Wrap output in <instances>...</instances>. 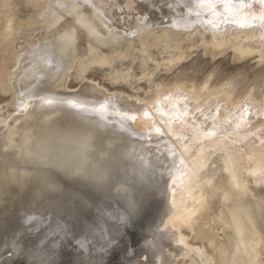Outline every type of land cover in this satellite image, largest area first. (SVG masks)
I'll return each mask as SVG.
<instances>
[{"label": "bare ground", "instance_id": "1", "mask_svg": "<svg viewBox=\"0 0 264 264\" xmlns=\"http://www.w3.org/2000/svg\"><path fill=\"white\" fill-rule=\"evenodd\" d=\"M30 1L37 12L34 10L36 14L30 21L27 20L30 16L26 19L29 26L39 25L42 21L47 28L52 27L64 10L73 17V26L31 53V50L19 51L14 47L20 26L16 27L14 18L7 16L4 19L0 43L15 64L23 65L19 67V74L24 72L26 76L15 84L11 83V68H4L0 76V87L16 89L13 93L19 95V113H22L16 115L21 120L13 123L12 129L0 127V214L8 213L7 210L12 212L17 203H25L34 215L40 214L42 209L44 211L45 207L57 202L68 182L73 181L74 184H87L90 189L116 183L115 189L123 192V182L119 185L117 181L125 149L145 139L155 144L153 148L156 145L165 147L169 165L154 190L161 196L156 204L158 212L155 215L158 217L154 216L157 222L153 228H158L155 241H152L154 248L150 247L153 248L151 251L148 247L138 246L135 263L177 264L178 259L183 258L189 264H264V115L258 111L264 106V81L242 90L236 78L217 84L207 77L201 84L181 78L171 84L155 79L160 67H166L168 71L198 42L211 55L232 50L230 54L238 59L254 52L264 59V27L258 19H251L253 15L258 17L264 6L258 0H244L245 4L252 2L253 7L244 8L236 17L237 23L217 21L218 27L214 28L206 23L186 24L182 19L187 14L186 8L170 10L166 6L175 0H88L90 5H95L91 6L93 9L89 14L82 12L77 0ZM204 19L214 18L206 15ZM157 27H162L161 34L150 33ZM77 29L84 31L91 43L90 57L79 65L87 62L112 64L118 58L139 60L144 66L142 77L151 82L149 94L134 100L117 93L108 96L109 93L91 82L79 93H68L66 78L73 67ZM155 45L160 50H170L171 55L163 56L161 60L155 58L150 50ZM30 57L35 59L31 60L32 65L28 62ZM151 62L155 63L153 68ZM101 105H105L103 111ZM245 107L248 109L245 119L250 122V127L237 133L233 129ZM185 108L187 116L171 119L173 113L180 115ZM145 111L149 117L144 116ZM124 113L136 119H125L122 127L121 114ZM212 115L216 116L215 120L211 119ZM204 116L210 118L205 120ZM225 120L232 124H226ZM213 124L220 126L217 135L205 137L203 133ZM156 127L165 137L155 132ZM130 136L134 137L133 141L129 140ZM68 195L64 197H73L68 198ZM214 198H218L220 207L209 218L207 212L212 210ZM36 220L41 223L38 216L33 217V221ZM217 227L227 236L225 242L217 238ZM190 236L194 241L199 240V244L190 241ZM81 252L84 253L83 249ZM116 255L114 253L110 258L109 264H120Z\"/></svg>", "mask_w": 264, "mask_h": 264}, {"label": "rangeland", "instance_id": "2", "mask_svg": "<svg viewBox=\"0 0 264 264\" xmlns=\"http://www.w3.org/2000/svg\"><path fill=\"white\" fill-rule=\"evenodd\" d=\"M6 1H8L9 3ZM26 3L29 4V6ZM77 3L81 7L82 12L85 14H89L93 9L89 2L86 3L84 0H77ZM6 4L7 6L8 4L10 5L8 6L9 8L6 6ZM32 6L33 4L30 0H11V2L10 0H0V30L3 26L4 19H6L5 17L8 16L14 18L16 27L20 26V28L18 27L20 30L18 29L19 32L17 31L18 33L14 38L15 42L13 41L16 44H14V47L19 51L21 49H23L24 51L31 50V53L34 49H39L38 47H41V44L49 42L58 34H60V32H63L73 26V17L65 10L62 12V16L60 17L58 22L52 27L47 28L46 24L42 21L41 23L39 22V25L36 24L29 26L30 24L28 23V21H30L32 15H35L37 12L36 8L34 9V6L33 8ZM1 7H5L7 10ZM8 10L11 11L9 12ZM6 11H8V14ZM13 15L15 16L13 17ZM17 19L21 20H18L19 22H17ZM25 21L28 25H25ZM21 29H23V31H21ZM161 31L162 27H157L154 28L150 33L161 34ZM88 40L89 38L87 37L86 33L80 29H77L73 67L68 72V77L66 78L65 89L68 93H79L86 84H89V82H91V85L94 84L96 87L98 86L97 88L102 89L105 93H109L107 94L108 96L115 95L117 93V95L123 94L124 96H128L129 99L132 98L131 100H134L136 98H145L149 94L151 90V88L149 89L151 82L149 83L146 77H142L144 66L140 64L139 60H134L131 58H118V60L113 62L112 64L87 62L85 63L86 65H79L81 62H83L84 60H88V57H90L89 54L91 43ZM0 45V76L4 73V68H11L10 72L13 75L12 79L14 80H11V83L15 84L17 83L18 79L26 76L24 72L19 74L21 72L20 68L23 67V65L15 64V61L10 58L7 50L3 49V44L0 43ZM150 50L153 56L155 58H158L159 60H161L163 56L171 55L170 50H160L157 46H153ZM190 51L192 52L189 54ZM208 52V50H205V46H202V43L198 42L197 46L189 49L188 53H186L184 55V58H182L183 60L180 59V62L179 60L174 62L175 64L173 63L172 67L168 69V71L166 67H160L157 71L158 74L155 76V79L157 81H163L164 83L166 82L167 84H171L181 78L182 80L188 79L187 81L201 84L207 77L214 84H217L222 81L225 82L236 78V80L239 81L242 90H248L252 86L261 84V82L264 81V79H262L264 78V59H260L257 53H250L243 56L241 59H238L235 58L233 54H230L233 53L232 50H227L226 52L221 51V53H217V55L215 54L216 56L211 55V53ZM256 56L258 59L256 58ZM3 57V60L5 61H9L11 59L9 62L7 61L8 63L6 62L8 66L10 65L9 67L5 65V61H2ZM32 58L34 57H30V60L28 59L29 63L35 60H32ZM28 62H26V65L30 66L31 63L28 64ZM151 63H153V66L151 64L150 67L153 68L155 63ZM23 64L25 65L24 62ZM17 67H20L19 70L16 69ZM121 70L124 71L122 72ZM128 71H131L130 75L128 74ZM14 76L16 77V79ZM11 87L12 86L8 87L7 89L3 86L0 87V121L2 120L0 122V127L4 128V130L5 128H7L6 130L12 129L14 127L13 125H15L19 120L18 116L22 115V113H19V95H14L13 92L16 91V89L12 87L13 90H11ZM3 124L5 125L3 126ZM162 136L165 137L164 134ZM133 138L134 137L130 136L129 140L133 141ZM166 138L165 140L168 142V138ZM153 140L155 141L156 138H153ZM141 141L142 142L139 144H135L134 142L125 149L123 162L120 170L118 171L119 180L117 181L119 185H121L123 182V192H119V190L115 189L117 188L116 183H111L105 186L106 188L109 187L106 190L105 187L100 189L91 187L90 189V186H88L87 184L79 182L74 184L73 181L68 182V186L60 195V198H58L57 202L51 204L50 207L47 206L49 208V211L46 210L48 208L45 207V212L42 209L40 214L37 212V214L34 215L33 213H31V210L28 209V206L25 203H17V207H15V205L12 208H16L14 209L15 211H13L12 209V212H10V210H7L10 215H8L7 212L0 214V264H19L18 262H20V264H109V260L112 256H114V253L115 255L117 254L116 257L118 256L117 258L120 260V264H136L135 261L138 258V256L136 255L137 247H140L141 245V247L145 246L148 247V249L150 247H153L152 241H155L154 238H156L158 234L156 233L158 231V228L153 227H155L154 225L157 222V218L154 216L158 217V215H155L158 212V210L156 211V204L158 203V200L161 196L154 190H156L161 177L164 176L167 172V167L169 165L166 158L167 156L164 149L165 147L156 145L153 148L152 146H154L155 144L145 141V139H141ZM143 142H145L146 144H144ZM161 147L163 148V150ZM120 178L122 179L121 182ZM73 184L76 186H74ZM77 186L80 187L78 188ZM68 187L74 188H70L71 190H73V192H70V189ZM85 187L89 189V192L87 190L84 191L86 189ZM92 189H95V191H97L94 192V190ZM66 193L74 194H70L71 196H73L70 197V195ZM78 194H80L81 197H79L80 195ZM67 195L68 198L70 197L69 199L65 198L67 197ZM77 195L79 198L77 197ZM99 195H101V197ZM262 196L264 198V192L262 193ZM83 199L86 202L85 204ZM86 199H88L89 201ZM62 200L64 202L65 200L69 202L65 203L66 206L68 205L67 207ZM87 201L90 203H87ZM82 202L83 207L81 206ZM55 204H58V207ZM87 204H91L89 208ZM59 205L61 206V208ZM63 205L65 208L63 207ZM211 206L212 210H210V212H207L209 218H211L214 213H217L219 211L220 204L218 198H214ZM69 207L72 211H70ZM55 210L57 211V213L55 212ZM59 210H61V212ZM25 211H27V213ZM14 212L16 214H14ZM48 212H50L51 214ZM52 212H55L56 215ZM46 213H48V215ZM97 213L99 215H97ZM115 213L117 214L115 215ZM18 214L20 218H18ZM7 215L8 220L6 218ZM92 215L95 216V218ZM35 216H38V218L41 219V223L40 220H27L29 219L28 217L33 218ZM100 216L102 217L101 219H99ZM16 217L18 218V220ZM24 221L28 223H25ZM56 222L64 223L71 229L67 236L61 234L53 239V236L49 232V225L51 224L54 226ZM38 224L40 226L42 224L43 227H39ZM28 225H31L30 227L32 229L29 228ZM262 226L264 227V221L262 222ZM151 227L154 230H152ZM217 228L218 229L215 230V232L219 234L217 238L225 242L227 236L225 237L221 229L219 230V227ZM184 232L188 234L187 230H185ZM81 240L86 241V246L84 248H81L79 246V241ZM189 240L197 244H199L200 242L199 240H192V236L189 237ZM14 241L15 244L13 243ZM70 243H72L73 245ZM153 248H150V250L152 251ZM82 249L84 253L81 252ZM85 249H87V251ZM210 251L211 249H209V252ZM141 259L143 260L146 258L141 257ZM187 262L188 260L179 258L177 264H187Z\"/></svg>", "mask_w": 264, "mask_h": 264}, {"label": "snow or ice", "instance_id": "3", "mask_svg": "<svg viewBox=\"0 0 264 264\" xmlns=\"http://www.w3.org/2000/svg\"><path fill=\"white\" fill-rule=\"evenodd\" d=\"M87 3L88 0H85ZM258 3L262 6H264V0H258ZM63 7L64 5H60ZM95 6V5H91ZM131 7V4L128 5ZM170 10H173L175 7L180 8H186L187 14H184L182 16V19L185 21L186 24H195V23H206L212 25V27H218L217 21L224 22V23H237L236 17H238L241 13V11L244 8H252L253 3L249 2L247 4L244 3V0H175V3H167L166 5ZM211 16L214 19H207L205 20V16ZM190 17H194L195 19H190ZM144 19H147V17H144ZM252 20H259L260 25L264 27V10H262L259 14V16L253 15L251 17ZM142 22V21H141ZM241 26H244L243 23ZM47 103H51V101H46ZM75 107V105H73ZM82 107V106H81ZM105 109V105L100 106V110L103 111ZM197 111H201L199 108H197ZM219 112V109L216 110ZM261 115H264V106H262L259 110ZM248 113L247 107H245L240 115V119L236 122L234 126V131L239 133L243 129H247L250 127V122L245 119V116ZM203 115V113H201ZM145 117H149V113L147 111L144 112ZM187 116V109L185 108V111L180 113V115H176L175 113L172 114L171 119L179 120L181 117ZM103 118V117H102ZM209 116H204L205 120H208ZM130 119L135 120V116H128L127 113L121 114V126L124 127V120ZM211 119L215 120L216 116L212 115ZM171 122V121H169ZM183 122V121H181ZM226 124L231 125L232 121L225 120ZM243 126V128H242ZM220 128L219 125L213 124L212 128L205 131L203 135L205 137L211 138L215 137L217 135V131ZM257 131H260L259 129ZM155 132L157 134L163 135L161 133V129L159 127L155 128ZM150 138V134H149ZM33 218L29 217V220L31 221ZM71 231V229L64 223L56 222L55 225H49V232L53 236V239L58 237L59 235L63 234L65 236L68 235V233ZM15 244V241L13 242ZM183 243V241H181ZM79 246L81 248H84L86 246V241L81 240L79 241Z\"/></svg>", "mask_w": 264, "mask_h": 264}]
</instances>
